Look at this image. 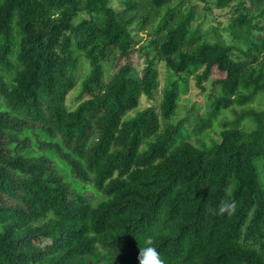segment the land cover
<instances>
[{"label":"trees","instance_id":"trees-1","mask_svg":"<svg viewBox=\"0 0 264 264\" xmlns=\"http://www.w3.org/2000/svg\"><path fill=\"white\" fill-rule=\"evenodd\" d=\"M172 1L123 0L115 12L110 0H0V264H139L148 238L165 264H264V239L245 244L264 232V111L233 110L208 146L175 142L180 127L160 125L176 111L174 87L158 107L127 117L157 90L153 61L140 77L126 63L103 79L111 52L131 53V25L159 18L149 41L156 58L175 73L194 71L201 90L213 69L223 73L196 135L221 109L264 93V0H218L233 2L231 45L201 37L189 27L192 11L168 8ZM80 56L90 71L69 110ZM46 151L103 200L92 205L75 191ZM231 200L234 213H221Z\"/></svg>","mask_w":264,"mask_h":264},{"label":"rangeland","instance_id":"rangeland-1","mask_svg":"<svg viewBox=\"0 0 264 264\" xmlns=\"http://www.w3.org/2000/svg\"><path fill=\"white\" fill-rule=\"evenodd\" d=\"M218 0H173L168 8L178 7L180 9H189L192 11V19L189 24L191 29H197L201 37L207 39L210 42L223 41L227 45L233 44L228 34V24L231 17L234 15V7L231 6L233 2L224 8L217 6ZM110 7L115 12H120L125 7L123 0H110ZM167 7L161 10L164 13ZM235 12V11H234ZM138 13V11H137ZM143 13V12H141ZM139 14V13H138ZM86 17V15H83ZM159 18L150 25L142 26L138 23H134L129 28L130 34L133 37L135 44L129 56L127 58L115 56L116 52H111L108 59L102 62L103 68V79L105 82L115 73V71L123 64L129 63L134 69L137 76H142L145 67L147 66L148 60L153 61L158 72V87L154 93V96L149 100L145 95H142L139 100L138 107L127 117L132 116L139 110H142L148 106L158 107L163 89L165 87H174L178 94L177 108L174 115L167 121L160 119L161 129L167 124L179 126L180 129L177 133L175 142L181 140L189 141L192 143H198L201 141L207 146L210 145L211 140L219 141L220 132L225 121L234 120V111H241V109H254L256 111H264V93H259L255 96L251 104H247L243 107L233 105L231 108L221 109L218 115L212 120L211 127L203 130L199 134L194 133V128L200 122L208 117L211 112V105L214 98L221 95L220 86L216 84V81L223 77V73L213 69L210 78L203 83L204 89L201 90L196 85V75L191 69L188 73H175L170 70L163 61H160L155 56V52L149 47V41L155 36V29ZM145 51L148 53L146 57ZM233 55L236 59L244 58L239 52L233 51ZM90 67L88 62L80 56L79 64L77 68V85L69 92L66 98V106L69 110L74 109L79 100L78 95L82 80L89 74ZM240 126L245 130L249 131L253 128V123L249 120H243ZM38 137L42 140L48 138L40 131L37 132ZM30 136L29 132H25L23 137ZM60 143L59 139L54 140ZM33 150L37 151V146L33 143ZM44 154L49 156L54 162L56 168L63 175L65 180L69 181L75 191L82 194L88 201L95 205L101 200L103 196L99 193L91 183L79 182L71 177L68 167L63 164L53 151H46ZM259 165V163H257ZM258 171L262 181L264 182V172L258 166ZM264 239V232L256 236L245 244L250 246H256V244ZM42 246H46L48 241H41ZM38 245V243H37Z\"/></svg>","mask_w":264,"mask_h":264},{"label":"clouds","instance_id":"clouds-1","mask_svg":"<svg viewBox=\"0 0 264 264\" xmlns=\"http://www.w3.org/2000/svg\"><path fill=\"white\" fill-rule=\"evenodd\" d=\"M235 209V200L223 201L219 206V211L228 215L233 214ZM138 261L139 264H165L151 238L146 239L144 245L139 248Z\"/></svg>","mask_w":264,"mask_h":264}]
</instances>
